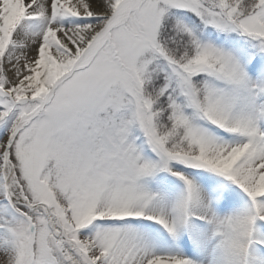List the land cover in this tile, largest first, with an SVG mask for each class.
I'll return each mask as SVG.
<instances>
[{"label":"snow or ice","instance_id":"obj_1","mask_svg":"<svg viewBox=\"0 0 264 264\" xmlns=\"http://www.w3.org/2000/svg\"><path fill=\"white\" fill-rule=\"evenodd\" d=\"M0 264H264V0H0Z\"/></svg>","mask_w":264,"mask_h":264}]
</instances>
